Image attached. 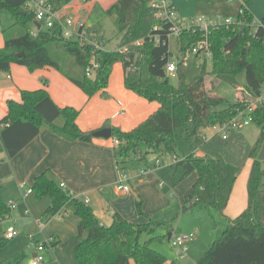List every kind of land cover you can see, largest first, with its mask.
Instances as JSON below:
<instances>
[{"label":"trees","instance_id":"obj_1","mask_svg":"<svg viewBox=\"0 0 264 264\" xmlns=\"http://www.w3.org/2000/svg\"><path fill=\"white\" fill-rule=\"evenodd\" d=\"M27 1L0 0V12H8L14 19L2 30L0 73H8L12 64L24 66L30 72L50 67L87 97L97 93L107 97L105 90L113 66L120 63L125 88L149 102H156L158 109L130 131L107 125L111 138L118 142L113 150L117 167L126 172V166L137 157L144 160L148 154H172L176 160L173 165L183 170V179L193 173L197 175L192 186L178 199L181 211L208 209L226 221L212 246L195 264H264V171L261 161L257 160L264 142V108L251 114L259 136L249 153L252 164L247 180V208L236 218H227L224 210L239 169L226 163L220 155H197L205 144L204 130L228 123L245 107L244 100L229 104L208 90L205 87L208 77L212 84L220 81L234 84L236 76L244 72L246 92L260 96L264 85V41L260 32L254 36L247 27L240 29L236 25L211 28L208 34L210 66L207 60L200 66L194 62L184 64L183 58L190 47L202 40V32H183L177 38L181 60L177 64L174 86L164 72L169 58L168 25L157 17V11L149 5L150 0H114L107 7L106 15L115 17L120 35L118 46L112 50L104 48V39L100 40V47L65 40L57 26L39 29L33 36L30 28L34 27V15L26 8ZM50 1L54 10L59 11L71 0ZM247 3L248 0H243L237 22L247 24L253 18L246 8ZM138 41L142 43L137 45ZM92 60L98 67L88 76L86 70ZM7 109L6 116L0 120V125H4L0 131V151L4 150L9 157L17 155L42 129L69 142L93 139L92 132H83L78 127L79 112L70 107H58L44 89L22 91L21 101L9 100ZM181 142L188 146V152L182 155ZM31 189L36 199L46 196L51 199L45 211L47 220L62 210L78 219L77 244L73 250L76 264H129L131 260L134 264L167 262L149 247V241L142 242L144 235L152 234L163 224L154 223L143 212L141 200L135 202V207L137 214L145 219L144 223H132L114 213L111 224L106 226L86 203L69 198L47 173L36 177ZM10 212L0 197V217L9 216ZM9 241L5 236L0 237V249ZM26 260L27 255L19 252L0 264H23Z\"/></svg>","mask_w":264,"mask_h":264},{"label":"crops","instance_id":"obj_2","mask_svg":"<svg viewBox=\"0 0 264 264\" xmlns=\"http://www.w3.org/2000/svg\"><path fill=\"white\" fill-rule=\"evenodd\" d=\"M98 1L100 0L88 2L84 9L81 8L78 1L70 2L59 11V15H73L85 23L80 13L91 11ZM209 1L217 5V8L211 10V14L219 12V3H223L225 6L222 0ZM172 2L179 13L177 1L172 0ZM240 6L241 3L238 0L234 7L237 13L234 14L233 8V12L226 11L224 15H238ZM246 8L255 19L260 20L264 17V0H248ZM179 16H181L180 13ZM2 30L0 32V49L4 45ZM30 30H33V27ZM40 89L46 90L53 103L58 107H70L77 110L79 115L76 123L83 132L93 133L103 128H108L107 125L118 128L121 131H130L158 109L156 102H149L125 88L124 71L120 63H116L113 66L105 90L107 97L97 93L90 98L53 68L44 67L30 72L24 66L12 64L8 73H0V120L7 114V102L9 100L20 102L22 91ZM213 94H215L214 91ZM203 134L205 144L197 151V155L209 157L220 155L226 163L239 169L229 201L224 210V215L227 218L234 219L247 208V180L252 164L249 153L258 137L257 135L247 137V134L236 131L233 134L229 133L227 139L223 140L217 135L216 127L204 130ZM115 146V140L112 138H93L91 142H69L46 129H42L14 157H9L4 150L0 151V197L6 205L10 201L14 202L9 218L16 223L23 221L21 224L23 226L24 223L25 228L20 230L24 236L37 233L36 231L39 228L34 223L35 219L44 221L39 231L42 232L43 236L55 237L58 243L54 248V253L57 257L54 264H76L64 257L61 241L65 237L66 231L70 233L74 250L77 244L76 227L78 219L62 210L56 216L47 220L45 211L51 204L49 197L46 196L38 200L32 194L22 198V193L25 189L31 188L35 178L42 173H47L48 177L57 184H64L66 189L73 192L78 199H87V205L92 209L94 215L106 226L111 224L114 213H118L132 223L140 224L145 222V219L137 214L135 202L141 200L143 205L149 188H152L156 181L157 171L156 169L149 170L144 177L140 176L138 171L141 169L142 162L150 164L154 162L155 158L149 159L150 155L153 156V154L146 155L144 160H140L137 157L126 166L125 170L128 174L127 185L130 191L124 193L116 189L120 171L114 158L113 150ZM163 154H154V156L160 157ZM186 178L188 182L178 195L180 198L195 182L197 175L193 173ZM20 185L25 186L23 190L19 189ZM158 185L157 183V187ZM157 187L156 198L162 204L164 196H158L159 190ZM16 207L17 209L15 210ZM143 209L148 212L146 207ZM22 210L24 211L22 212ZM25 211L29 213L26 214ZM61 215L64 216L63 220L58 221L57 218ZM5 223H8V221ZM5 223L3 222L0 226V237L5 235L6 228L9 226V223L7 225ZM169 234L172 236L174 233ZM15 237L9 243H16L18 240ZM11 250L14 251L13 256L19 252L27 255V260L24 264H27L28 260L36 252L35 246L27 245L26 241L25 245L17 242ZM171 262L176 261L167 260L165 264H170ZM192 262L190 261V263ZM129 264H134V262L131 260Z\"/></svg>","mask_w":264,"mask_h":264},{"label":"rangeland","instance_id":"obj_3","mask_svg":"<svg viewBox=\"0 0 264 264\" xmlns=\"http://www.w3.org/2000/svg\"><path fill=\"white\" fill-rule=\"evenodd\" d=\"M175 1H177L178 9L180 10V17L184 19L198 17L219 18L221 20H216V22L221 23L224 20L234 19L237 16H234V14L237 13V10L235 11L234 7L236 6L238 0H233L231 3H228L226 0H222L226 7L230 6L229 8H226L223 3H217L220 6V10L217 14H215V12L211 14V10L217 8V5L216 3H211L209 0ZM113 2L114 0H100L95 3L91 11L80 13L81 18L85 21V24L90 29V31H94L97 37L104 39L107 49L116 48L120 42V35L115 24V17L107 16L105 11L107 7ZM233 8L235 11L234 14H230L233 16L224 15L226 11L230 13L233 12ZM220 11L224 12L220 13ZM183 14L189 16H185ZM11 22H14V19L10 13L5 11L0 12V32ZM168 51V59L181 58L177 38L173 35H170L168 38ZM210 60L211 59L208 60L209 66ZM193 61L194 56L190 51L188 55V62L193 63ZM211 80L212 79L210 77L206 79L205 87L208 90H211L212 93L214 91L215 95L221 96L226 99L229 104H234L237 100L245 101L248 98V92H246L245 89L246 82L244 72H241L236 76V82L234 84L226 83L224 81L212 84ZM169 81L174 86L177 84V80L174 77H170ZM234 132L236 131H231L230 134H233ZM240 132L242 134H247V137H253L254 135H257L258 137L259 130L257 129L255 124L250 123L248 126L240 130ZM141 148L143 151H145L144 145H142ZM179 151L181 155L188 152V146L185 142H181L179 144ZM150 156L151 157H149V159L152 157L155 158L154 162L150 164L142 162V165L140 167L141 169H146L147 171L156 169V181L154 182L153 187L149 188V191L146 194L147 198L143 202L142 210L145 214L149 215L154 223H162L163 225L157 227L152 234L144 235L142 237V242L149 241V247L153 251H156L157 253L162 255L168 261L174 260L176 261V264H195L212 246L213 241L224 229L226 221H223V219H221L214 211L208 209L195 208L190 211L182 212L178 201V198H180V196L178 195L181 193V190L183 191V188L186 187L188 182L187 178L183 179V170L172 164V154L164 153L160 157L154 156V154L153 156ZM261 163V167L264 171V160ZM144 164L145 166H143ZM134 167H136V165H134ZM157 183L159 184L158 187ZM155 185L159 190L158 196H164L162 204H160L159 199L156 198ZM159 186L161 189L159 188ZM144 207H146L148 212L144 211ZM16 209L17 207L15 208V210ZM23 211L24 210H22V212ZM63 217L64 216L62 215L59 216L57 218L58 221L63 220ZM7 221L9 224L5 223ZM41 221L42 223H44L42 219ZM22 222L23 221H19V223H16L11 218L4 221L6 225H15L17 230V236L15 238L21 245H25L26 241L27 245L37 246L45 242L50 237L43 236L42 232L39 231L40 228L37 229V233L24 236L21 232V230H24L25 228L24 223L22 226ZM1 224H3V222H0V226ZM169 233H174L176 235H194L195 240L189 242L186 245L187 257L185 259H177L178 256L176 255L175 250L171 248L170 239H168ZM71 236L72 235L66 231L65 237L63 238L61 243L63 244L62 250L64 257L74 263L75 259L73 254ZM17 242L14 244L8 243L6 246L0 249V263L6 260V258L8 259L13 256L14 251H12L11 248L14 247ZM40 253L45 263L54 264V261L57 259L56 254L54 253V248H46ZM190 261L193 262L190 263Z\"/></svg>","mask_w":264,"mask_h":264},{"label":"built area","instance_id":"obj_4","mask_svg":"<svg viewBox=\"0 0 264 264\" xmlns=\"http://www.w3.org/2000/svg\"><path fill=\"white\" fill-rule=\"evenodd\" d=\"M78 1L81 8H85L87 5L86 0H71L70 2ZM228 3H231L233 0H226ZM241 6L243 4V0H239ZM149 5L157 11V17L164 21L168 25V38L170 35L178 38L183 32H195L199 30L202 32V40L198 43L194 44L188 50L186 56L183 58V62L185 65L190 64L188 62V55L191 51L194 56V64L196 66L202 65L204 60L211 59L210 52V44L208 42V34L211 28H215L220 25L231 26L236 25L242 29L243 27H247L250 30V33L254 36L260 32V36L264 41V17L260 20L252 18L250 22L244 24V22H237L236 18L227 19L221 23H217L216 20H221L217 18H181L174 7L172 0H150ZM240 6V7H241ZM26 8L33 13L34 15V23H38L40 25V29H52L57 26L60 29L61 36L63 39L78 43L79 45H92L94 47H100L101 38L97 37L94 31H90V29L86 26V24L80 20V18L73 15H59V11L54 10L53 5L50 0H28L26 3ZM240 12V9H239ZM238 12V13H239ZM33 30L31 34L33 36L36 35L37 27L33 24ZM156 43L159 42L157 37L154 38ZM142 42H136L137 45H140ZM106 46V44H105ZM107 49L106 47H104ZM109 50V49H108ZM181 60V58H172L168 59L164 72L165 75L170 78H176L177 64ZM98 67V64L95 60H92L91 67L86 70V74L91 76L93 71ZM248 98L245 100L244 110L239 112L238 115L229 121L228 123L220 124L215 126L217 128V135L221 136L223 140H226L229 133L231 131H240L250 123H252L251 114L258 108H264V85L261 88L260 96H252L249 93ZM4 125H0V131ZM115 144L118 142L115 140ZM175 157L172 158V164L175 163ZM119 169V168H118ZM120 178L116 184V189L118 191H122L124 193H128L130 191L128 182V174L123 170H120ZM149 171V170H148ZM146 169H140V176L144 177L147 172ZM60 188L67 193L69 198L78 199L73 192L66 189L64 184H59ZM24 185H20L19 189L23 190ZM32 189L26 188L22 193V198H25L29 195H32ZM84 203H88L87 199L82 200ZM10 209L14 206V202H10L7 205ZM29 212L26 211V214ZM66 214V213H65ZM9 219V216L4 218L0 217V222H4ZM34 223L40 228L42 225L41 220L35 219ZM17 235V230L15 225H10L6 228L5 238L8 240L13 239ZM195 240L193 234L188 235H176L173 234L170 238V245L173 250H175L176 255L180 259H185L187 257V248L186 245L189 242ZM57 240L55 237L50 236L45 242L40 245L35 246V255L28 260L27 264H46L40 252L44 251L46 248L53 249L55 248Z\"/></svg>","mask_w":264,"mask_h":264},{"label":"water","instance_id":"obj_5","mask_svg":"<svg viewBox=\"0 0 264 264\" xmlns=\"http://www.w3.org/2000/svg\"><path fill=\"white\" fill-rule=\"evenodd\" d=\"M34 25L37 27V29H40V25L38 23H34ZM19 57H23V54H18ZM112 132L110 128H103L101 130L95 131L92 133L93 138H100V139H109L111 138ZM258 161L264 160V142L261 146V150L257 156ZM171 238V234L168 235V239Z\"/></svg>","mask_w":264,"mask_h":264}]
</instances>
